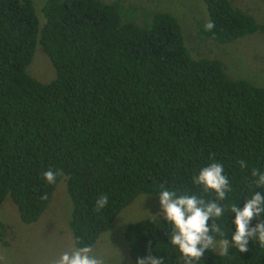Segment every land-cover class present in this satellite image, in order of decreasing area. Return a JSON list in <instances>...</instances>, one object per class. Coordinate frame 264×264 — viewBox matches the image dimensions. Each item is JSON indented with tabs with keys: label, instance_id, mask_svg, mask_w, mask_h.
<instances>
[{
	"label": "trees",
	"instance_id": "trees-1",
	"mask_svg": "<svg viewBox=\"0 0 264 264\" xmlns=\"http://www.w3.org/2000/svg\"><path fill=\"white\" fill-rule=\"evenodd\" d=\"M203 1L200 34L213 42L264 31L231 0ZM37 48L54 68L47 81L28 71ZM211 164L227 179L223 196L197 182ZM49 170L60 173L55 184ZM262 178L264 87L230 77L219 59L193 57L172 13L45 0L39 14L34 0H0V204L10 197L22 222L37 221L64 180L74 244L90 248L139 194L169 191L221 209L206 221L211 243L185 254L166 214L140 218L123 232L134 264H264L258 232L246 251L233 240L236 211L264 196ZM258 224L264 212L248 227ZM214 241L228 245L217 251Z\"/></svg>",
	"mask_w": 264,
	"mask_h": 264
},
{
	"label": "rangeland",
	"instance_id": "rangeland-1",
	"mask_svg": "<svg viewBox=\"0 0 264 264\" xmlns=\"http://www.w3.org/2000/svg\"><path fill=\"white\" fill-rule=\"evenodd\" d=\"M45 0H34L37 11ZM119 2L123 6H144L149 13L167 11L179 21L184 43L193 57L219 59L228 75L243 78L264 87V31H256L233 42L216 43L200 34L207 24L208 12L203 0H102ZM264 25V0H231ZM138 21L142 20L139 14ZM29 73L40 81L54 76V68L41 48H37L28 67ZM71 201L66 183L61 180L40 218L33 223L21 221L10 197L0 204V264H55L62 252L75 246L68 226ZM159 194H139L115 218L111 227L103 232L91 249L101 264H134L123 232L130 222L144 217H163ZM2 224V226H1ZM228 245L214 241L217 251ZM180 264H187L186 257Z\"/></svg>",
	"mask_w": 264,
	"mask_h": 264
},
{
	"label": "clouds",
	"instance_id": "clouds-1",
	"mask_svg": "<svg viewBox=\"0 0 264 264\" xmlns=\"http://www.w3.org/2000/svg\"><path fill=\"white\" fill-rule=\"evenodd\" d=\"M206 27L211 29L213 25L209 22ZM221 173L220 165L211 164L200 170L197 182L204 184L207 188L215 189L223 196L222 189L226 185L227 179ZM43 175L49 184H55L60 173L49 170ZM107 201V195H101L96 205L98 208H102ZM160 203L167 219L177 229L176 234L172 237L173 243L178 244L183 253L199 257L204 248L211 243V238L206 236L208 232L206 221L213 211L218 215L221 209L215 205L201 208L198 206L200 202L195 197L176 196L175 193L169 191L161 192ZM260 212H264V196L259 193H256L242 210L236 211V231L233 233V240L241 251L247 250L248 237L253 232H258L260 241L264 243V224H258L256 229L248 227L253 215ZM198 244L200 247H197ZM148 259L151 264H159L156 259ZM55 264H101V262L95 255L91 254V249L88 246H73L62 252ZM138 264H145V260H139Z\"/></svg>",
	"mask_w": 264,
	"mask_h": 264
}]
</instances>
